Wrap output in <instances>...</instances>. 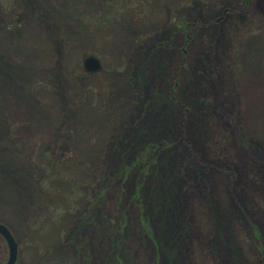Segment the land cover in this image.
<instances>
[{"label": "rangeland", "instance_id": "374dc122", "mask_svg": "<svg viewBox=\"0 0 264 264\" xmlns=\"http://www.w3.org/2000/svg\"><path fill=\"white\" fill-rule=\"evenodd\" d=\"M178 45L194 56L182 62ZM205 100L212 113L191 106ZM147 139L188 161L170 209L188 215L183 239L165 244L172 264H264V15L253 0H0V222L16 264H170L140 237L134 197L141 186L157 238L167 170L116 180L122 151ZM9 256L0 234V264Z\"/></svg>", "mask_w": 264, "mask_h": 264}, {"label": "trees", "instance_id": "16d2710c", "mask_svg": "<svg viewBox=\"0 0 264 264\" xmlns=\"http://www.w3.org/2000/svg\"><path fill=\"white\" fill-rule=\"evenodd\" d=\"M180 21H181V26L183 27V29L181 27L179 28L177 23L175 25L178 26V29H180L179 31L181 33H183L182 31L187 32L186 41L188 44L191 42V40L193 38V32H194V30L192 28L193 23L190 22L185 17H182L180 19ZM200 25H201V23H200ZM191 51L192 50L190 48H186V49L182 48V50H181L182 60L184 58L188 59L190 57V55L194 56L193 52H191ZM180 78H181V76L175 80L176 86L179 85ZM175 101L177 102L176 99H175ZM210 102H211V100H205V103H203L202 101H193V104L191 106L205 105V106H207L206 109H209V110H206V113H212V112H210V111H212V109H211L212 107H208V106H211ZM180 103L185 108V110H188V111L190 110V106H187L186 102H184L180 99L178 104H180ZM184 117H185V112H184ZM205 141H208V140H205ZM143 142L144 143L137 145L132 150L130 147H127V148H125V151H122V155H124V156L129 155V157H125L126 160L122 163V165H120V169L118 170V172H116V180H121V181H118V183L120 185L122 184L123 185L122 187H125V185H127V183H128L126 180H130L129 178L133 175L134 169H138L139 167H141L142 179L144 181V179L149 177L153 168H155L157 172L159 171L158 174L162 175V170L165 167V169L167 170V175H166L165 179L162 180V178H161V180L157 182V188L160 190L159 196H158L159 211L161 209L163 211V214L161 217L160 231L157 232V238L155 236L154 226L151 225L152 219H150V216L148 214H146V211H145L146 210L145 205L142 201V187L141 186L136 188V190L134 191V197L137 198L136 199V202H137L136 206L138 207L137 211H138L139 219H140V222L138 223L139 224L138 225V227H139L138 233L140 234V237H142L141 234L144 232L148 238H150L154 242H156V246H157L159 253H160V258L161 257L166 258V256H168V257H170V264H172V263H174L173 260L175 258L176 249L173 250V253L170 255L171 250L165 244L167 241L168 242H176V240H178V239H179V241L181 240V238L183 239L180 227H181V224L183 222H184L183 226H186V223H188V220H186L188 215L185 217V216L180 215V212H177V213L175 212L176 216H175V218H173V211L170 209H174L172 207H176L177 211L179 210V207H180L179 203L181 200V196L183 194H185V191H186L185 188L187 187L184 184L185 182H183V176H184V168H186V166H184V165H187L185 163H187L188 161H182L176 155V153L180 152L179 149H176L175 153L171 152L169 155L162 156V155H160V153L165 148H168L166 144H162L161 142L156 143L155 141H151V139L150 140L147 139ZM207 143L209 145H211L210 141H208ZM115 145L116 144H111L112 149L114 147H117V145L116 146ZM173 153L176 157L173 156ZM124 156H122V157H124ZM120 160H121V158H119L118 163H121ZM114 163H115V161H113L111 164L113 165ZM179 163H182L183 165H181ZM181 169H183V170H181ZM222 169H223L222 170L223 172L227 173L229 168L225 167ZM172 172H173V174H172ZM102 180H104V177L103 178L101 177V181ZM102 189H103V191H102ZM104 190H105V188L102 187L100 190V193L103 194ZM250 202H251V206L256 208L257 212H258V210L261 211L260 207H262V206H260L257 202H255V200L254 201L250 200ZM99 211H100V206L96 208L95 216H94L95 223L97 224L98 227L100 226L97 223V220L99 219V213H100ZM183 219H185V220L183 221ZM82 223H84V219L82 220ZM186 231H187V235H185V236H186V239L189 240V239H191V236H190L191 230L189 228H187ZM97 233L99 234L102 232H100V229H99V232H97ZM257 235L259 236V238L262 239L261 234L258 233ZM121 238H122V235H119V241L122 240ZM119 241H118V243H119ZM160 258H158V263L161 262ZM186 258L187 259L189 258V254L187 252H186ZM156 261H157V259H156Z\"/></svg>", "mask_w": 264, "mask_h": 264}, {"label": "water", "instance_id": "95a60500", "mask_svg": "<svg viewBox=\"0 0 264 264\" xmlns=\"http://www.w3.org/2000/svg\"><path fill=\"white\" fill-rule=\"evenodd\" d=\"M256 6L264 14V0H256ZM85 66L90 71H97L101 68V61L94 56H90L86 58ZM0 233H2L7 240L10 250L9 260L6 264H16L19 253V244L17 240L9 227L4 223H0Z\"/></svg>", "mask_w": 264, "mask_h": 264}]
</instances>
